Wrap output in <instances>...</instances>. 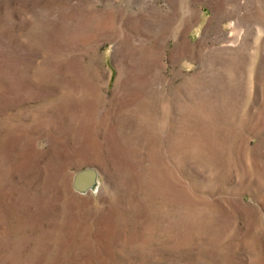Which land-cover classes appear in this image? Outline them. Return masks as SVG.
I'll use <instances>...</instances> for the list:
<instances>
[{"label": "rangeland", "instance_id": "rangeland-1", "mask_svg": "<svg viewBox=\"0 0 264 264\" xmlns=\"http://www.w3.org/2000/svg\"><path fill=\"white\" fill-rule=\"evenodd\" d=\"M0 264H264V0H0Z\"/></svg>", "mask_w": 264, "mask_h": 264}, {"label": "water", "instance_id": "water-1", "mask_svg": "<svg viewBox=\"0 0 264 264\" xmlns=\"http://www.w3.org/2000/svg\"><path fill=\"white\" fill-rule=\"evenodd\" d=\"M98 172L94 168L79 171L73 180V187L77 192L85 193L97 183Z\"/></svg>", "mask_w": 264, "mask_h": 264}]
</instances>
